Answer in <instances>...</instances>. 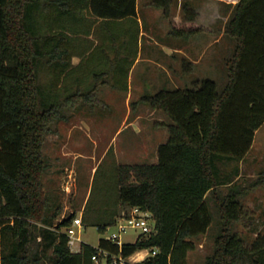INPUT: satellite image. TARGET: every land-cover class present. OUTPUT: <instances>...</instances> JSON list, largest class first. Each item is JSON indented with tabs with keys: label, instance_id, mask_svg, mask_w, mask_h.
Wrapping results in <instances>:
<instances>
[{
	"label": "trees",
	"instance_id": "16d2710c",
	"mask_svg": "<svg viewBox=\"0 0 264 264\" xmlns=\"http://www.w3.org/2000/svg\"><path fill=\"white\" fill-rule=\"evenodd\" d=\"M232 1L226 34L236 45L226 62L224 90L201 79L190 88L144 96L142 102L170 121L158 162L118 165L115 202L91 215L87 203L82 217L83 226L94 224L105 232L123 212L140 207L152 214L155 232L121 249L101 239L98 248L123 257L156 249L139 264H189L194 239L212 224L211 194L222 227L205 264H264V233L251 243L232 233L243 218L241 191L216 195L220 186L232 183L221 176L218 164L243 161L264 125V0ZM172 3L153 0L170 20L172 34L190 38L199 33L197 13L188 4L182 23L171 20ZM137 16L138 0H0V264H94L97 247L83 244L73 253L62 231L76 214L55 224L59 212L51 213L44 190L43 149L52 125L65 119L60 111L95 100L94 90L73 93V84L86 80V36L99 20ZM43 72L52 77L49 83Z\"/></svg>",
	"mask_w": 264,
	"mask_h": 264
},
{
	"label": "rangeland",
	"instance_id": "374dc122",
	"mask_svg": "<svg viewBox=\"0 0 264 264\" xmlns=\"http://www.w3.org/2000/svg\"><path fill=\"white\" fill-rule=\"evenodd\" d=\"M182 1H186V4L196 12V8L203 6L208 0H173L170 9L171 20L174 18L177 22L184 21L186 14ZM209 1L211 2L210 10L217 9L220 14L219 44L211 49L214 54H217V58L215 61L213 59V63L208 62L195 72H190L182 84L171 82L168 88L164 89L190 88L193 82L203 78L214 81L219 92L224 90L227 84L226 62L231 60L236 45L235 40L223 33L226 18L231 12L225 2L232 0ZM138 12L146 27V32L150 31L153 34V42L166 46L169 40H173L168 33L171 28L170 20L165 18L162 9L153 5V0H139ZM133 22L130 23L132 27L129 28H133L134 31L133 26L136 21L133 20ZM125 26L128 29V26ZM148 52H150L149 49L145 48V54ZM154 53L160 57L158 51ZM132 63H134V58H131L129 65L131 66ZM84 66L85 63L83 69ZM51 78L49 73L43 72L42 79L45 83H49ZM126 83L127 90H122L124 92L119 98L106 100L105 105L99 104L100 100L90 101L87 104L80 101L76 103V106L63 109L60 113L65 116V119L53 124L51 133L46 135L43 153L48 167L43 175V184L49 198L51 213L59 212L55 224L71 214H76V218L83 217L86 210H83V207L86 201L89 203L88 215H91V210L99 206L115 202L118 196L116 170L118 165L156 164L158 162V147L169 139L170 121L165 114L161 113L159 117L164 120L165 123H162L164 126L154 127L158 118L150 120L148 111L151 107L142 102V98L153 96L162 89L156 92L153 90V84L142 83L141 87L145 91L142 98L133 99L130 106L133 113H142L140 122L143 124V134L149 132V143L146 149L149 152L144 155L137 134L134 132L136 126L124 127L127 123H124L125 105H127L126 92L130 87L134 89L135 95L138 94L139 85L137 78ZM78 84H73V93L77 88L86 91V80ZM147 128H149L148 132ZM218 167L221 176L231 180L232 183L220 186L216 190V195L223 197L231 189L241 191L239 201L243 208V218L233 225L232 233L237 234L246 243H251L259 234L264 233V125L256 132L253 147L243 161L222 162L218 164ZM213 197L210 194L207 199L212 214V224L205 234L194 239L196 248L188 255L189 264H205L207 257L213 253L215 240L221 232L220 212ZM62 231L66 232V229ZM112 232L115 231L112 230ZM106 235V232H100L94 224H89L82 227L78 236L82 243L98 247L100 240L105 239ZM138 236V232L130 230L121 237V242L122 244H134ZM146 257V252H144L141 256H135L130 264H139Z\"/></svg>",
	"mask_w": 264,
	"mask_h": 264
},
{
	"label": "crops",
	"instance_id": "0c3cea01",
	"mask_svg": "<svg viewBox=\"0 0 264 264\" xmlns=\"http://www.w3.org/2000/svg\"><path fill=\"white\" fill-rule=\"evenodd\" d=\"M182 2L186 4V1ZM210 3L208 0L203 6L196 8V26L202 29L199 33L190 38L176 37L172 34L170 28L168 33L173 40H169L166 46L153 42V34L150 31L146 32V27L139 16V12L137 18L133 19L136 21L133 26L135 28L134 31L133 28H129L130 26L132 27L130 23H134L130 19L109 22L99 20L93 27L91 35L86 36V63L84 61L86 67V92L94 90L92 99L100 100L99 104L105 105L106 100L109 98L115 99V97L119 98L127 90L125 89L126 82L129 83V81L137 78L139 83L138 94L135 95L134 89L130 87L126 92L125 99L128 106L125 105L126 117L124 123H127L124 127L128 125L130 127L132 125L136 126L134 132L137 134L136 136L139 139V145L144 155L149 152L148 150L146 151L149 143V128H147L148 133L143 134L142 129L144 128L142 127V122H140L142 113H133L130 107L132 100L135 98L140 100L142 98L141 96H143L145 91L141 84L144 82L153 84V90L156 92L161 89L164 90V88H168L167 86L171 82L182 84L186 75L190 74V72H195V70L208 62L213 63V59L215 61L217 54H214L211 49L219 44L218 20L220 14L217 9L214 11L210 10ZM225 3L231 10L226 18L223 32L224 35L228 36L226 34V24L232 15L235 3L232 1ZM173 21L177 24L183 22H177L174 18ZM124 25H127L128 29ZM228 38L230 37L228 36ZM145 48L149 49L150 52L148 54H145ZM155 51L160 53V57L154 53ZM131 58H134V63L130 66ZM72 63L74 66H78L80 60L74 58ZM200 74L202 75V73ZM122 90L124 91L122 92ZM148 112L150 113V120L158 118L154 127L164 126L162 124L165 123L164 120L159 117L163 113L162 111L151 108ZM86 205L87 201L83 210L86 209ZM83 244L82 242H76L75 250L78 251L80 249L81 251Z\"/></svg>",
	"mask_w": 264,
	"mask_h": 264
},
{
	"label": "built area",
	"instance_id": "2783aa9c",
	"mask_svg": "<svg viewBox=\"0 0 264 264\" xmlns=\"http://www.w3.org/2000/svg\"><path fill=\"white\" fill-rule=\"evenodd\" d=\"M83 227L82 218H75L72 226L66 230L69 238L68 246L72 252H80L75 250V243L82 242L81 238L78 236L80 230ZM78 230V234L76 233ZM115 231V232H112ZM130 230L138 232L140 237H149L155 232V223L153 216L150 212L141 209L140 207H133L128 212H123L121 216L117 218L114 227L108 228L105 232L107 233L105 240L111 243L117 244L121 249L123 244L121 242V237ZM144 252L148 257L155 256L158 250L153 251H139L130 257H123L121 253L114 254L108 250L100 249L97 247V254L93 257L94 264H130V261L135 256H141ZM146 258H143L144 261Z\"/></svg>",
	"mask_w": 264,
	"mask_h": 264
}]
</instances>
